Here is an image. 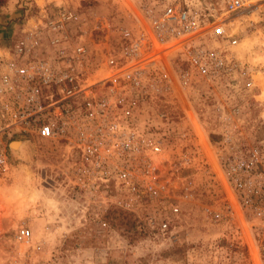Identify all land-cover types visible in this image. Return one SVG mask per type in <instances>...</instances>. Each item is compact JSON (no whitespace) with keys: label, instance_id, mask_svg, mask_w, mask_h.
<instances>
[{"label":"rangeland","instance_id":"1","mask_svg":"<svg viewBox=\"0 0 264 264\" xmlns=\"http://www.w3.org/2000/svg\"><path fill=\"white\" fill-rule=\"evenodd\" d=\"M176 1L201 2L220 21L229 17L228 33L238 43L230 69L213 81L194 79L183 103L159 95L146 107L142 124L168 129L169 161L159 173L170 197L132 206L103 188L73 191L62 147L12 140L29 142L28 156L11 147L10 173L0 176V264H264V0H247L249 7L232 15L226 0ZM148 2L0 0V53L50 8L77 9L88 27L96 16L120 27ZM117 42L114 32L93 34L99 52ZM101 72L107 74L96 77ZM249 160L254 167L238 190L227 167ZM171 204L180 207L177 216ZM161 217L170 219L169 233L157 228ZM22 226L32 230L29 243L14 238Z\"/></svg>","mask_w":264,"mask_h":264},{"label":"built area","instance_id":"2","mask_svg":"<svg viewBox=\"0 0 264 264\" xmlns=\"http://www.w3.org/2000/svg\"><path fill=\"white\" fill-rule=\"evenodd\" d=\"M248 7L247 0H226L225 12ZM209 10L201 2L149 0L120 27L104 16L88 27L77 9L45 10L0 53V176L10 173L12 140H37L64 149L73 191L103 188L132 206L170 197L159 173L169 161L168 129L141 121L157 96L181 104L194 79L213 81L230 69L238 41L228 33L229 17L220 21ZM105 32L116 33L117 47L99 52L93 34ZM102 69L107 76L96 81ZM253 167L254 160L229 164L231 185L243 189L242 174ZM180 210L170 205L174 216ZM157 228L169 233L170 219L161 217ZM14 238L29 243L32 230L22 226Z\"/></svg>","mask_w":264,"mask_h":264},{"label":"bare ground","instance_id":"3","mask_svg":"<svg viewBox=\"0 0 264 264\" xmlns=\"http://www.w3.org/2000/svg\"><path fill=\"white\" fill-rule=\"evenodd\" d=\"M102 70H104V71H106V69H102ZM101 71V70H100ZM99 71V72H100ZM98 72V73H99ZM97 73V74H98ZM96 74V75H97ZM107 76V74H105V73H103V72H101L100 74H99V76H95L96 77V81H101V80H103L105 77ZM28 142H20V141H17V142H14L11 146H12V148H13V150H14V152H15V155L17 156V157H24V158H26L27 156H28Z\"/></svg>","mask_w":264,"mask_h":264},{"label":"water","instance_id":"4","mask_svg":"<svg viewBox=\"0 0 264 264\" xmlns=\"http://www.w3.org/2000/svg\"><path fill=\"white\" fill-rule=\"evenodd\" d=\"M12 144V143H11ZM12 146L10 145V149L12 150V148H11Z\"/></svg>","mask_w":264,"mask_h":264},{"label":"crops","instance_id":"5","mask_svg":"<svg viewBox=\"0 0 264 264\" xmlns=\"http://www.w3.org/2000/svg\"><path fill=\"white\" fill-rule=\"evenodd\" d=\"M29 143V142H28Z\"/></svg>","mask_w":264,"mask_h":264}]
</instances>
